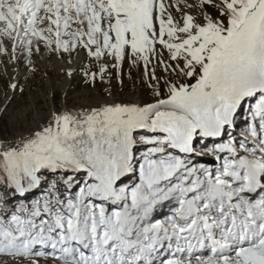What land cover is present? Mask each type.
Segmentation results:
<instances>
[{
	"label": "snow or ice",
	"instance_id": "1",
	"mask_svg": "<svg viewBox=\"0 0 264 264\" xmlns=\"http://www.w3.org/2000/svg\"><path fill=\"white\" fill-rule=\"evenodd\" d=\"M45 54L149 99L0 140V264H264V0H0V55Z\"/></svg>",
	"mask_w": 264,
	"mask_h": 264
},
{
	"label": "rangeland",
	"instance_id": "2",
	"mask_svg": "<svg viewBox=\"0 0 264 264\" xmlns=\"http://www.w3.org/2000/svg\"><path fill=\"white\" fill-rule=\"evenodd\" d=\"M5 44L9 42L5 41ZM33 62L34 72L28 70L33 66L0 55V140L11 142L22 133L27 135L53 112L149 99V92L141 81V71L129 69L127 65L123 85L113 78L110 85L97 81L90 86L81 72L83 54L72 63H68L67 56L61 60L47 54L34 56ZM69 70L73 72L72 76L66 74ZM13 83L23 91L14 92L11 89Z\"/></svg>",
	"mask_w": 264,
	"mask_h": 264
}]
</instances>
